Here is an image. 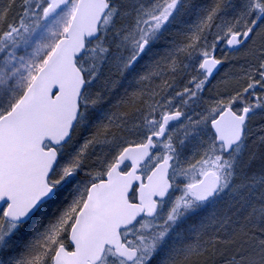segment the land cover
<instances>
[{"label": "snow or ice", "instance_id": "obj_1", "mask_svg": "<svg viewBox=\"0 0 264 264\" xmlns=\"http://www.w3.org/2000/svg\"><path fill=\"white\" fill-rule=\"evenodd\" d=\"M0 264H264V0H0Z\"/></svg>", "mask_w": 264, "mask_h": 264}]
</instances>
